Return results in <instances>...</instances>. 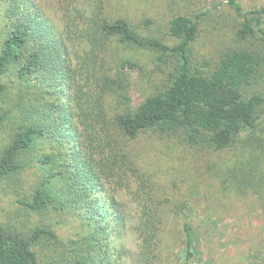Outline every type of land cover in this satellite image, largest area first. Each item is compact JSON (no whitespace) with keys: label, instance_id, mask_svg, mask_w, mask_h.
Segmentation results:
<instances>
[{"label":"trees","instance_id":"obj_1","mask_svg":"<svg viewBox=\"0 0 264 264\" xmlns=\"http://www.w3.org/2000/svg\"><path fill=\"white\" fill-rule=\"evenodd\" d=\"M4 1L0 201L9 197L14 208L0 207V264H123L118 238L125 215L113 195L103 196L109 180L136 182L140 255L143 264L152 263L164 213L188 205L175 199L180 185L171 173L156 185L144 164L154 142L204 157L224 190L264 183V7L244 11L238 0H227L240 18L231 44L218 49L213 62L195 63L191 46L206 11L195 19L173 15L167 29L176 42L170 45L144 35L121 12H106V0H93L88 11L81 0H57L60 35L27 0ZM76 40L87 47L80 61L84 83L63 53ZM114 41L117 48L110 47ZM147 52L156 55V71H147L143 97L132 106L128 70L141 68ZM31 168L29 180L23 172ZM63 218L74 223L66 235L60 234ZM182 232L187 264L190 222L182 223Z\"/></svg>","mask_w":264,"mask_h":264},{"label":"rangeland","instance_id":"obj_2","mask_svg":"<svg viewBox=\"0 0 264 264\" xmlns=\"http://www.w3.org/2000/svg\"><path fill=\"white\" fill-rule=\"evenodd\" d=\"M244 11L264 7V0H238ZM31 10L38 12L51 25V30L60 35L64 20L57 0H27ZM106 12L112 15L123 14L139 28L144 35L162 38L172 45L176 39L168 34V20L181 13L195 19L197 14L206 11L199 20L197 40L191 46V59L195 63L205 60L213 62L216 51L229 43V33L240 18L228 5L227 0H106ZM85 11H88L93 0H81ZM5 1L0 0V41L3 37L5 20L3 12ZM264 26V15L262 16ZM1 45V44H0ZM110 47H116L111 42ZM87 47L80 41L67 43L63 53L76 69L77 82L84 83L86 74L82 67L81 54ZM156 55L147 52L141 57V68L128 70L130 87L128 95L132 106L142 99L145 86L142 79L147 71L155 69ZM168 63V64H167ZM161 64L164 73L168 71L171 61ZM104 70V65L99 66ZM156 71V69H155ZM81 72V73H80ZM83 78V80H82ZM156 79V84L159 81ZM175 148V147H174ZM173 150L164 143L154 142L146 148L145 165H148L154 181L161 185L169 173L178 181L180 193L175 199L188 203L182 212H165L164 224L159 233L161 246L158 257L150 264H185L182 223L190 222L193 227L192 252L187 264H250L264 263V183L257 189L235 191L222 188L221 180L207 171L204 157L193 155L180 145ZM32 168L23 172L30 177ZM136 182L128 186H118L117 181H108L103 189V196L113 195L125 215L123 237L118 238L123 247V264H143L140 255V240L136 233L139 221L141 193L136 192ZM160 198L165 194L158 188ZM110 194V195H109ZM172 197V196H171ZM0 207L14 208L9 197H3ZM173 198V197H172ZM12 200V199H11ZM175 203V202H174ZM52 219L57 215L50 214ZM66 222L60 234L66 235L74 224L71 219ZM116 235H114L115 237ZM117 240V237H116Z\"/></svg>","mask_w":264,"mask_h":264}]
</instances>
